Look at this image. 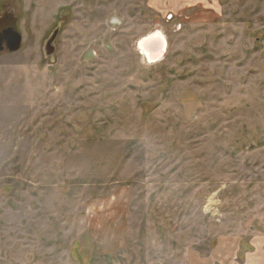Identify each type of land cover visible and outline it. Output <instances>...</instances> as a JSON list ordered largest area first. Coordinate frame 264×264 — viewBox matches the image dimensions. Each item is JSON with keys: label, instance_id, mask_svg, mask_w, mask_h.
Masks as SVG:
<instances>
[{"label": "rangeland", "instance_id": "1", "mask_svg": "<svg viewBox=\"0 0 264 264\" xmlns=\"http://www.w3.org/2000/svg\"><path fill=\"white\" fill-rule=\"evenodd\" d=\"M8 26L0 264L241 262L264 240V0H0Z\"/></svg>", "mask_w": 264, "mask_h": 264}, {"label": "water", "instance_id": "2", "mask_svg": "<svg viewBox=\"0 0 264 264\" xmlns=\"http://www.w3.org/2000/svg\"><path fill=\"white\" fill-rule=\"evenodd\" d=\"M56 27L50 36L44 42V53L46 56L53 55V41L57 34ZM22 35L12 27H6L0 30V51L7 49L8 52H16L21 45ZM138 47L142 49L149 61L158 60L165 51L166 41L160 31H156L143 37L138 42Z\"/></svg>", "mask_w": 264, "mask_h": 264}, {"label": "crops", "instance_id": "3", "mask_svg": "<svg viewBox=\"0 0 264 264\" xmlns=\"http://www.w3.org/2000/svg\"><path fill=\"white\" fill-rule=\"evenodd\" d=\"M258 239L250 241L252 246L244 253L241 262L235 259L233 255L236 253L230 251V249L226 252L222 251V247L216 248V262L218 264H264V240Z\"/></svg>", "mask_w": 264, "mask_h": 264}]
</instances>
